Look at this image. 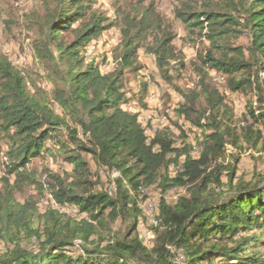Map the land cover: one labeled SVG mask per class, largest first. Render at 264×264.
<instances>
[{"label": "trees", "instance_id": "obj_1", "mask_svg": "<svg viewBox=\"0 0 264 264\" xmlns=\"http://www.w3.org/2000/svg\"><path fill=\"white\" fill-rule=\"evenodd\" d=\"M52 1L35 43L52 92L0 52V238L12 245L0 252V264H175L170 245L184 264H264V173L239 175L240 155L226 153L228 142L245 151L264 149V0H178L175 16L208 42L198 52L199 80L186 91L173 85L185 68L171 63L176 33L153 1L127 3L114 21L95 8L99 0ZM114 25L122 38L113 50L114 67L104 73L82 50ZM243 35L247 45L238 42ZM140 50L154 55L161 77L182 94L175 110L198 129L195 146L178 147L163 132L148 142L139 114L124 108L127 75L144 68ZM209 70L225 76L230 91L255 96L240 124ZM83 153L119 171L115 196L94 189ZM47 156L71 170L32 166ZM26 185L36 187L37 197L49 193L56 206L78 207L85 218L55 207L40 213L35 195L15 198ZM179 186H188L187 194L159 203L156 238L145 245L140 189ZM118 219L122 231L113 227Z\"/></svg>", "mask_w": 264, "mask_h": 264}, {"label": "rangeland", "instance_id": "obj_2", "mask_svg": "<svg viewBox=\"0 0 264 264\" xmlns=\"http://www.w3.org/2000/svg\"><path fill=\"white\" fill-rule=\"evenodd\" d=\"M139 1H144L145 4L153 1L158 11L171 23L176 33V38L173 42L176 47V57L171 60V63L172 65H176L178 62L185 63V68L178 71L180 75L174 79L173 85L184 91L193 88L199 80L195 67L201 64L198 52L202 49V42L204 41L206 44L208 42L204 38H201L200 34H192L186 25L175 16V8L182 4L181 1L99 0L95 8L98 11L104 12L110 18V21H114L118 17V8L124 9V7H127V3ZM52 2V0H0V52L7 55L9 60L22 71L27 79L36 78L38 85L49 93L52 92L53 85L49 82L50 80H46L45 66L37 58L35 43L41 37V31L45 26L48 13V6H51ZM121 38L120 26L114 25L102 32L88 45L92 49L90 53L85 52L87 50L86 47L82 50L83 54L86 55L88 60L92 58L96 59L100 64L101 70L104 73L108 72L114 67L113 50L120 43ZM238 42L247 45L248 39L243 35ZM139 57L140 61L144 64V68L140 72L128 73L125 89L129 100L124 104V108L137 112L140 123L146 129L152 130L155 125L157 126V131L167 129V131L160 132H163L165 135L167 134V136L173 139L176 146L181 147L184 143H190L192 146H195L196 137L199 134L198 129L176 114L175 109L183 102L182 94L161 77L154 55L140 50ZM172 73H174V76L178 74L174 70H172ZM208 75V78L224 95L225 102L232 108L235 119L240 124L247 112L248 101L253 102L255 96L253 93L243 94L241 92L230 91L227 87L226 77L214 70H209ZM143 83L147 85V92L142 90ZM142 100L147 103V107L142 106ZM176 122H178L179 126ZM262 132L264 136V127ZM197 152L194 149L192 153L197 155ZM226 153L231 156L240 155L241 160L238 164L239 175L250 179L255 173H264V149L260 147L258 149L248 148L245 151L236 148L228 142ZM83 155L90 163L92 179L95 182L94 189L99 190L106 183H109V175L103 171L102 167L96 164L90 154L83 153ZM231 156L222 157L220 161L223 165H226L231 160ZM32 166L40 171H44L43 168L57 172L71 170L69 164L61 160L56 161L50 156H47L45 159L34 160ZM178 168L177 164L171 166V172L175 175ZM2 172L1 169L0 176ZM224 173L225 170L222 179L226 180ZM188 186L181 188L179 194H187ZM1 188L2 184L0 183ZM154 190L155 193L156 189ZM151 192L150 194L152 195L153 193ZM37 194L38 192L34 185H26L22 191L16 190L14 192L15 198L21 202H24L31 195L37 197ZM45 195L37 197L39 198L38 207L40 213H44L48 207L57 208L50 194L46 193ZM40 224V220H36L35 225L39 226ZM113 227L116 231H122L125 224L121 219H118L113 224ZM11 246L0 238V252L6 251ZM176 262L184 264L183 257H179Z\"/></svg>", "mask_w": 264, "mask_h": 264}, {"label": "built area", "instance_id": "obj_3", "mask_svg": "<svg viewBox=\"0 0 264 264\" xmlns=\"http://www.w3.org/2000/svg\"><path fill=\"white\" fill-rule=\"evenodd\" d=\"M90 50L92 49L89 46H87V51L85 52L90 53ZM158 132L160 131H157L156 125H155V131H145L146 135L148 136V142ZM178 166L180 167V165ZM102 168H103V171L107 175H109V179H108L109 183H106L104 187L100 188L99 190H104L110 196H115L117 192V179L120 177V173L117 169L111 168L109 166H102ZM169 172L171 176H174V174L171 172V166L169 167ZM183 187L184 186L174 187V188H170L165 191H161L157 189L155 193H154L155 190L153 191L152 188H149V189L141 188L140 189L141 194L139 195L137 202H138V205L143 210L144 217L140 218L139 233L145 245L151 247L154 244V241L156 238L155 228L158 227L160 223L159 219L156 217L157 208H158L159 203L162 200H164L167 203H171V204L178 202L179 198L182 196V194H179V192L181 188ZM150 192L153 194L151 195ZM145 194H147V196H145ZM57 209L72 217L85 218L84 213H82L80 209L76 206L67 205V204L58 205ZM75 244L78 247V252H82V249H80V242L75 241ZM169 248L175 254L174 263L178 264L176 260H178L179 257H182L181 252L173 248V246L171 245L169 246Z\"/></svg>", "mask_w": 264, "mask_h": 264}, {"label": "bare ground", "instance_id": "obj_4", "mask_svg": "<svg viewBox=\"0 0 264 264\" xmlns=\"http://www.w3.org/2000/svg\"><path fill=\"white\" fill-rule=\"evenodd\" d=\"M87 51V50H86ZM103 65V64H102ZM105 65H107V64H105ZM108 67V66H107ZM161 123V122H160ZM146 131H155V126H154V128L152 129V130H150V129H146Z\"/></svg>", "mask_w": 264, "mask_h": 264}]
</instances>
